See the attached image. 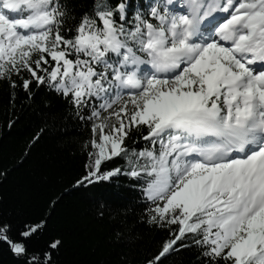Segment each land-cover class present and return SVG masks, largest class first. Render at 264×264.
I'll return each instance as SVG.
<instances>
[{
    "label": "snow or ice",
    "instance_id": "snow-or-ice-1",
    "mask_svg": "<svg viewBox=\"0 0 264 264\" xmlns=\"http://www.w3.org/2000/svg\"><path fill=\"white\" fill-rule=\"evenodd\" d=\"M71 11L0 0V80L29 97L50 89L90 128L77 184L135 178L144 219L170 237L145 264L181 249L199 253L195 264H264V0ZM139 129L151 147L126 143ZM115 157L127 169L102 168ZM43 227L0 219V246L19 264H54L62 241L31 247Z\"/></svg>",
    "mask_w": 264,
    "mask_h": 264
},
{
    "label": "trees",
    "instance_id": "trees-1",
    "mask_svg": "<svg viewBox=\"0 0 264 264\" xmlns=\"http://www.w3.org/2000/svg\"><path fill=\"white\" fill-rule=\"evenodd\" d=\"M63 2L78 19L90 14L95 0ZM125 2L134 12L145 11L152 0ZM145 133L131 132L126 143L137 150L151 147L140 138ZM90 134L50 89L34 88L29 97L0 80V219L17 228L44 222L31 247L47 250L53 239L62 241L52 254L54 264H145L169 234L144 219L146 201L135 178L121 174L111 181L77 184L87 174L83 145ZM102 168L127 169V162L115 157ZM198 255L195 249H181L164 264H195ZM0 264L19 261L0 246Z\"/></svg>",
    "mask_w": 264,
    "mask_h": 264
},
{
    "label": "rangeland",
    "instance_id": "rangeland-1",
    "mask_svg": "<svg viewBox=\"0 0 264 264\" xmlns=\"http://www.w3.org/2000/svg\"><path fill=\"white\" fill-rule=\"evenodd\" d=\"M180 1V4L183 2V0H179ZM181 7V5H179L176 9L179 10Z\"/></svg>",
    "mask_w": 264,
    "mask_h": 264
}]
</instances>
